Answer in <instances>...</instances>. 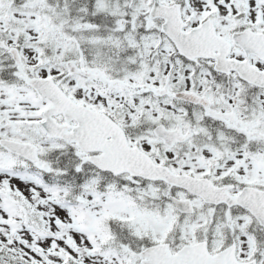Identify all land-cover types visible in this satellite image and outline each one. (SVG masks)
I'll return each instance as SVG.
<instances>
[{
  "label": "snow or ice",
  "instance_id": "1",
  "mask_svg": "<svg viewBox=\"0 0 264 264\" xmlns=\"http://www.w3.org/2000/svg\"><path fill=\"white\" fill-rule=\"evenodd\" d=\"M0 264H264V0H0Z\"/></svg>",
  "mask_w": 264,
  "mask_h": 264
}]
</instances>
